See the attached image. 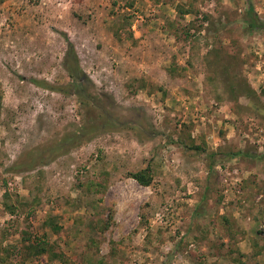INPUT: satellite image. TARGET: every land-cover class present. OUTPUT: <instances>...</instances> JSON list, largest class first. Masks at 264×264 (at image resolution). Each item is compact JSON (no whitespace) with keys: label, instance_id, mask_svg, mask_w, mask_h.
<instances>
[{"label":"rangeland","instance_id":"obj_1","mask_svg":"<svg viewBox=\"0 0 264 264\" xmlns=\"http://www.w3.org/2000/svg\"><path fill=\"white\" fill-rule=\"evenodd\" d=\"M247 9L0 0V264H264V161L224 157L264 153V30ZM28 225L52 252L22 242Z\"/></svg>","mask_w":264,"mask_h":264},{"label":"trees","instance_id":"obj_2","mask_svg":"<svg viewBox=\"0 0 264 264\" xmlns=\"http://www.w3.org/2000/svg\"><path fill=\"white\" fill-rule=\"evenodd\" d=\"M247 4H248V9H247L246 18L244 19V24H245L246 29L249 32L264 30V19L259 17V15L257 14V12L253 6L252 0H247ZM65 39H66V42L68 45L66 68L68 69L70 76L75 80L79 79L80 77L87 76L85 71L82 69V67L80 65L79 57L77 55V52L75 50L73 43L68 39V37L66 35H65ZM168 72L174 76L176 73V69L171 68ZM76 94L79 96V98L83 102H85V103L87 102V104L92 105V100L90 99L91 97H90V95H88V92L84 88H83V90H80ZM84 132L85 131L80 133L82 135L78 134L72 138H69V140L67 141L65 146L71 147L74 144H77V142H80L81 139L83 138V136H85ZM58 148H59L58 150L60 151L62 148H64V146L60 145ZM191 148H195L197 150H202V148H200V147H193L192 146ZM56 152H58V151H56ZM42 155L43 154H38V155L30 154L29 155L30 161H27V166H29L28 168H32L34 166V164H36L35 162L45 160L44 159L45 157H42ZM213 156H215V154H213L212 157ZM224 157H225V159H228V158L229 159H237V158H239V159H250V160L259 161V162L264 161V153L258 154V155H251V153L238 151L236 153H229L227 155H224ZM21 166H24V164L19 163L16 165V168H14V169L19 170L21 168ZM209 171H210V173H213V166L212 165L209 166ZM132 178L144 187H149L153 182L151 170L149 169V167H147L146 169H144L142 171L133 173ZM24 207H25V205H24ZM9 212L11 214H15V208L10 209ZM29 229H30V226L28 225V227H26V229H24L21 232L22 242L31 243V246H33L37 249L38 254H45L48 252H52V249L48 246L47 243H45L46 241H41L36 236L33 238V235L30 234ZM58 230L59 229L56 227V231H58ZM199 264H202V263H199Z\"/></svg>","mask_w":264,"mask_h":264}]
</instances>
